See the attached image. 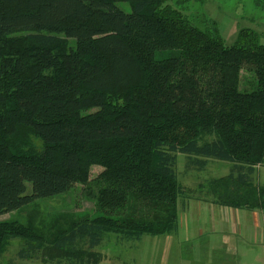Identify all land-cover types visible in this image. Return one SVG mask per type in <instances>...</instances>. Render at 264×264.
Wrapping results in <instances>:
<instances>
[{
  "label": "trees",
  "instance_id": "obj_1",
  "mask_svg": "<svg viewBox=\"0 0 264 264\" xmlns=\"http://www.w3.org/2000/svg\"><path fill=\"white\" fill-rule=\"evenodd\" d=\"M168 1L0 0V215L77 183L97 209L61 212L51 228L38 209L0 220V262L14 238L21 260L100 264L107 233L177 232L191 198L179 153L199 169L232 163L202 184L214 203L264 209L253 182L264 163L261 34L241 28L228 44L217 22L201 29ZM245 68L256 78L248 91Z\"/></svg>",
  "mask_w": 264,
  "mask_h": 264
},
{
  "label": "rangeland",
  "instance_id": "obj_2",
  "mask_svg": "<svg viewBox=\"0 0 264 264\" xmlns=\"http://www.w3.org/2000/svg\"><path fill=\"white\" fill-rule=\"evenodd\" d=\"M183 12L196 26L205 29L211 21L217 22L228 44L237 39L241 28H249L261 34L264 43V0H169L167 2ZM125 12L132 11L128 2L118 1ZM255 75L242 70L239 87L252 90ZM179 153L176 171L191 198L180 200L179 228L173 234L144 235L141 239H126L116 233H107L96 250L103 253L100 264H264V209L248 210L227 208L214 203L202 184L211 178L229 174L232 163L211 159L205 168L199 169ZM100 166L92 168V177L100 172ZM257 186H264V163L253 175ZM28 192L31 183L28 182ZM184 198V199H183ZM41 211L38 223L53 227L55 216L61 212L73 215H94L95 199L83 191L77 183L69 191L50 198L37 199L23 209L0 215V220L11 217L24 221L30 210ZM106 214L107 212H103ZM24 241L11 240L10 247L0 264H48L41 259L21 260L18 252Z\"/></svg>",
  "mask_w": 264,
  "mask_h": 264
},
{
  "label": "crops",
  "instance_id": "obj_3",
  "mask_svg": "<svg viewBox=\"0 0 264 264\" xmlns=\"http://www.w3.org/2000/svg\"><path fill=\"white\" fill-rule=\"evenodd\" d=\"M200 201H204V202H208V203H214L213 201H209V200H200ZM214 204H216V203H214ZM227 207V206H226ZM228 208V207H227ZM229 208H231V207H229ZM27 260V259H26Z\"/></svg>",
  "mask_w": 264,
  "mask_h": 264
}]
</instances>
